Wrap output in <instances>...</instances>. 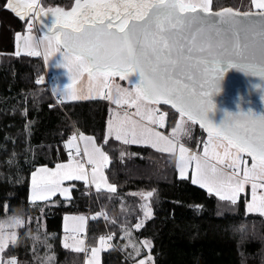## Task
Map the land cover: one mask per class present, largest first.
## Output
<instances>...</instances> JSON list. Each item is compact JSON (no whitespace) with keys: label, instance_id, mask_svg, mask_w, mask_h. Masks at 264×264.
I'll return each instance as SVG.
<instances>
[{"label":"snow or ice","instance_id":"snow-or-ice-1","mask_svg":"<svg viewBox=\"0 0 264 264\" xmlns=\"http://www.w3.org/2000/svg\"><path fill=\"white\" fill-rule=\"evenodd\" d=\"M7 7L20 19L32 13L41 19L42 13L54 18L47 34L39 38L31 34V28L22 37L17 34L16 54L22 48L27 55L39 57V49L44 47V60L48 62L50 56L59 53L57 66L67 70L70 81L62 95L76 100L96 93L117 105L108 122V136L125 145L148 144L174 155L179 176L186 177L191 169L192 184L214 194L220 202L236 206L239 193L250 184L253 197L246 211L264 216V196H256V189L264 188V115L251 110L225 112L218 125L208 119L215 108L211 96L219 92L227 69L264 80V0H250L246 10L224 7L219 11L213 10L212 0H75L70 11L45 10L38 0H8ZM132 73L139 74V82L131 88H122L112 79L127 80ZM84 74L87 82L75 87ZM161 103L170 105L179 115L171 136L153 127L164 124L165 116L158 115L155 107ZM122 106L135 109L134 115L121 112ZM197 123L207 133L202 154L180 142L181 133H190L187 125ZM75 139L70 138L66 148L75 147L79 155V148L72 143ZM79 139L85 141L84 136ZM84 155L93 166L91 184L95 189L104 187L115 192V186L107 183L101 171L109 163V156L91 137L86 139ZM69 156L68 162L57 164L55 170L32 172L30 201H44L56 193L67 196L68 189L61 187L63 180L89 183L84 163L75 160L71 152ZM245 157L251 158L250 166ZM146 195L151 197L153 193L148 191ZM143 208L146 217L151 215L147 205ZM84 220L79 217L80 227L72 232L83 231ZM21 224L17 216L0 222V264H18L5 249L17 242L14 229ZM71 239L75 252H87L84 239L78 235ZM45 244L50 247L46 240ZM99 244L106 247L104 236ZM143 245L151 248L149 240ZM63 246L70 247L67 243ZM99 251L93 247L85 264H98ZM133 251L137 256L141 253L139 247ZM152 260L149 255L134 264ZM40 264H44L43 259Z\"/></svg>","mask_w":264,"mask_h":264},{"label":"trees","instance_id":"trees-1","mask_svg":"<svg viewBox=\"0 0 264 264\" xmlns=\"http://www.w3.org/2000/svg\"><path fill=\"white\" fill-rule=\"evenodd\" d=\"M73 1L44 0L43 8ZM7 2L0 0V217L20 215L24 224L5 254L15 256L18 264H40L41 259L44 264H83V252L63 246V219L85 215L87 246L96 245L101 236L115 237L102 251L101 264H134L149 255V264H264V217L247 213L243 196L236 206L220 202L177 177L175 156L106 138V100L57 103L45 82L41 57L15 52L14 35L28 18L16 16ZM247 2L212 0V8L246 10ZM158 105L167 133L179 115L169 105ZM195 131L205 136L198 126ZM73 133L94 137L109 156L106 177L116 191L93 192L73 181L69 199L31 204L30 173L65 161L63 144ZM147 203L151 215L135 228ZM122 236L132 245L123 249ZM144 240L151 242L150 249L144 248ZM134 245L141 249L139 256Z\"/></svg>","mask_w":264,"mask_h":264},{"label":"rangeland","instance_id":"rangeland-1","mask_svg":"<svg viewBox=\"0 0 264 264\" xmlns=\"http://www.w3.org/2000/svg\"><path fill=\"white\" fill-rule=\"evenodd\" d=\"M44 0H38V3L40 5V7H44ZM75 1L73 2H66L64 5H49L47 6V8H44L45 10H48V9H54V8H62L63 10L65 11H70L72 6L74 5ZM250 5V2L246 3V6ZM246 6H244L246 8ZM42 15V18L46 17V15H44L43 13L41 14ZM48 16L52 19L51 22H50V26H52L53 22H54V18L51 17L50 14H48ZM31 28V34L34 36V37H37L39 38V36L43 35L41 29L39 26H37L33 20V17H29V19L26 21V24L24 25V28L22 31L20 32H17L15 33L14 35V48H15V52L17 53V45H18V41L16 39V36L17 34H20V36L22 37L23 35H25L26 33H28L29 29ZM50 28V27H49ZM41 51V59L43 61V65H44V70L46 68H48L51 72H52V79L50 81H48L47 83L49 84L48 85V88L51 92V94L53 95V97H55L57 100H59L60 102H71V101H77L76 100H71V99H68L66 98V96L62 95V92L65 88V86L70 82L69 81V78H68V74H67V70L64 69L63 67H59L57 66L58 63L60 62L61 60V57H60V54L59 53H54L53 56H50L49 57V61L48 62H45L44 60V56H43V53H44V47H41L39 49ZM20 51V54H27L22 48L19 50ZM113 81L116 83V84H119L122 88H128V87H132L133 85L137 84L139 81H138V78L135 76L134 73L130 74L128 76V79L127 80H120L119 77H114L112 78ZM87 82V74H84L80 80L77 81V84L75 85V87L79 88V87H82L83 84H85ZM92 98H99V100H106L108 103H109V106H110V114H109V117H108V121H107V125H106V132H105V136L106 138H114V137H111V136H108L107 135V130H108V122L109 120L112 118L113 114L118 110L117 109V105L115 103H113L112 101L108 100L107 98H102L100 97L99 95H97L96 93H93L91 95ZM156 108H159V105H156L155 106ZM129 108H127V106H122V108L120 109V111H127ZM132 109V108H130ZM134 112H135V109H132ZM159 112H162L161 110ZM129 114V113H128ZM161 114L164 115V113L162 112ZM130 116H133V114H129ZM165 116V115H164ZM135 118V117H134ZM138 119V118H136ZM178 120H179V117H178ZM165 121H166V117H165ZM165 121H164V124L163 126H160L159 125H156L157 127H159V130L157 128H155L157 131L161 132L162 134H164L165 136H171L173 134V129H171L169 132L167 133H164V127H165ZM154 126V125H153ZM199 127V125H197ZM195 125H187V127L190 129V133L187 134V135H184L183 133H181V140L180 142L183 143L185 145V147H187L190 151H193V152H197V153H203V147H204V143L206 142L207 140V136L205 135H202L201 133H197L196 134V131H195V127H197ZM176 128V127H175ZM200 129H202L201 127H199ZM194 129V130H193ZM203 131V129H202ZM195 133V135L192 137V135ZM204 133V131H203ZM73 136L76 137L75 140L72 141V143L77 146L79 148V155H76V152H75V147L72 148V149H69V148H66V144L69 142L70 138H72ZM80 136H84L85 137V141H81L79 139ZM87 137H91L92 140L96 143L94 137L92 136H89V135H85V134H81V133H73L66 141L65 143L63 144L64 146V149L66 151V154H67V158L65 161L63 162H60V163H57V164H66L70 158L69 156V153L71 152L72 156L74 157L75 160H78L82 163H84V166L85 168L87 169L88 173H89V183L86 185L84 181H77V182H80L82 184H84L86 186L87 189L93 191V192H100V191H106V192H109L107 191V189H105L104 187H102L101 189L97 190L95 189L94 185L91 184V169H92V165H89L87 163V158L85 157L84 155V150H85V146H86V139ZM192 137V138H191ZM134 145H143V146H149L151 147L150 145L148 144H143V143H139V144H134ZM96 146L97 143H96ZM88 147V150L91 151V144H88L87 145ZM99 147V146H98ZM152 148V147H151ZM102 149V148H101ZM154 149V148H153ZM156 150V149H155ZM165 153V152H164ZM167 154H170V153H167ZM107 155V154H106ZM172 155V154H171ZM174 156V155H173ZM176 159V157H175ZM245 159L247 160L249 166L251 164V158L250 157H245ZM57 164L53 167H47V166H39V167H36L32 172H35L37 171V169H42V168H48L50 171L51 170H55L56 169V166ZM109 164V163H108ZM107 165H105L103 168H102V172L106 178V181L107 183L111 184L107 177H106V168H107ZM32 172L30 173L29 175V187H28V201L31 203V204H36V203H41V202H44V201H48L50 199H53L54 197H59L61 199H64V200H67L71 197V187L69 185V183L73 182V181H76V180H63L61 181V187L63 188H67L68 189V195L67 196H62L60 193H56L55 195L49 197L47 200H44V201H30L29 200V196L31 195V174ZM176 173H177V177L179 179H186V180H189L191 182V169H189V172L187 174L186 177L184 178H181L179 176V173L178 171L176 170ZM192 183V182H191ZM112 185V184H111ZM194 185V184H193ZM195 186H198L199 185H195ZM203 189V188H202ZM206 192L207 190L204 189ZM208 193V192H207ZM213 195L214 197H216L214 194H211ZM243 196V199H244V208H245V211H246V206L248 203H250L252 201V197H253V191H252V188H251V185L248 184V185H245V189L244 191H242L241 193H239L238 195V200L239 198ZM256 196L257 197H260V196H264V188H257L256 189ZM216 199H218L216 197ZM228 203V202H227ZM148 206L149 210H150V207H149V204H145ZM3 209L5 210L6 209V205H4ZM247 212V211H246ZM253 214H258V213H253ZM259 215V214H258ZM12 216H17V217H20L21 220H22V224L20 226H22L24 224V219L22 216L20 215H7V216H4V217H0V222H3V221H6L8 217H12ZM65 217H68L69 219L68 220H65ZM79 217H84L85 220H84V224H83V231H79V232H72V229L73 228H79L80 225L78 223V218ZM149 216H145L143 215L142 217H140V219H138V223L142 226V224L144 223V221L149 218ZM264 217V216H263ZM87 219L88 217L85 216V215H66L64 216V219H63V244L67 243L70 245V247L68 248H72L71 245L73 244V241L71 239V237L73 235H78L80 238L83 239V236L86 234V228H87ZM137 223V224H138ZM19 226V227H20ZM17 227L16 229H14L15 232H17V229L19 228ZM137 228V227H135ZM106 238V247H101V245L99 244V239L97 240V243L96 245L94 246H91L88 244V252L90 254V258H91V249L93 247H97V248H100V251L98 252L97 254V260H98V264H101V253L103 250H105L106 248L109 247V245L111 244H114L113 242L109 244L108 242V239L107 237L108 236H104ZM123 244H122V248L125 249L126 246H130L132 245V240L130 238H128V236H122L120 237L118 240H123ZM10 244V243H9ZM134 247H137L136 245H134ZM133 247V248H134ZM143 259V258H142ZM85 261H83V264H85ZM138 261V260H137Z\"/></svg>","mask_w":264,"mask_h":264},{"label":"water","instance_id":"water-1","mask_svg":"<svg viewBox=\"0 0 264 264\" xmlns=\"http://www.w3.org/2000/svg\"><path fill=\"white\" fill-rule=\"evenodd\" d=\"M31 16L35 24L40 27L42 33L47 34L48 26L40 23L41 18H38L35 13L30 14L25 19H29ZM46 16L49 17L48 15ZM224 68L225 66L222 65V71ZM134 74L139 81V74ZM262 89H264V80L254 76H247L235 68L227 69L219 83V92L211 96L215 108L208 113V119L218 125L225 112L235 114L237 111L247 113L251 110L256 115H264V101L261 100V96L264 95V91H261ZM197 125L199 124L197 123ZM204 134L207 136L205 131Z\"/></svg>","mask_w":264,"mask_h":264},{"label":"built area","instance_id":"built-area-1","mask_svg":"<svg viewBox=\"0 0 264 264\" xmlns=\"http://www.w3.org/2000/svg\"><path fill=\"white\" fill-rule=\"evenodd\" d=\"M44 79H45V82H46V84L48 85V81H50L51 79H52V74L51 73H44ZM57 103H59V102H57ZM127 112L129 113V114H133V110L132 109H128L127 110ZM110 236V235H109ZM108 236V237H109ZM112 237V239L111 240H108V242H109V244L110 243H112L113 241H114V239H115V237L114 236H111ZM83 239H84V241H85V247H86V249L88 248V246H87V240H86V234L83 236ZM111 245V244H110ZM90 258V254H89V252H88V249H87V252L85 253V252H83V261L84 260H86V259H89ZM150 263V262H149Z\"/></svg>","mask_w":264,"mask_h":264},{"label":"crops","instance_id":"crops-1","mask_svg":"<svg viewBox=\"0 0 264 264\" xmlns=\"http://www.w3.org/2000/svg\"><path fill=\"white\" fill-rule=\"evenodd\" d=\"M24 54V53H23ZM44 73H51L52 74V72L48 69V68H46L45 70H44ZM49 85V84H48ZM53 96V95H52ZM57 102H60L59 100H57L55 97H53ZM90 100H99V98H92L91 96H89V97H86V98H80V99H77V101H90ZM71 102H74V101H71ZM61 103H64V102H61ZM159 108H160V106H159ZM130 109V108H129ZM160 111V110H159ZM134 113V112H133ZM162 112H158V115L159 114H161ZM154 128H157L158 130H159V127H157L156 125H154L153 126Z\"/></svg>","mask_w":264,"mask_h":264},{"label":"flooded vegetation","instance_id":"flooded-vegetation-1","mask_svg":"<svg viewBox=\"0 0 264 264\" xmlns=\"http://www.w3.org/2000/svg\"><path fill=\"white\" fill-rule=\"evenodd\" d=\"M51 18L50 17H44V18H42V19H40V23H42V24H45V25H47L48 26V28L50 27V22H51Z\"/></svg>","mask_w":264,"mask_h":264},{"label":"clouds","instance_id":"clouds-1","mask_svg":"<svg viewBox=\"0 0 264 264\" xmlns=\"http://www.w3.org/2000/svg\"><path fill=\"white\" fill-rule=\"evenodd\" d=\"M261 91H264V89H262Z\"/></svg>","mask_w":264,"mask_h":264}]
</instances>
